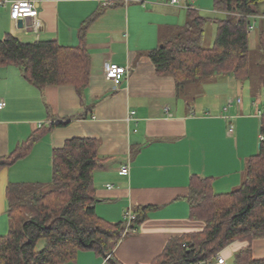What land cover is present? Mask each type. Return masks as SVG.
<instances>
[{"label":"crops","instance_id":"1","mask_svg":"<svg viewBox=\"0 0 264 264\" xmlns=\"http://www.w3.org/2000/svg\"><path fill=\"white\" fill-rule=\"evenodd\" d=\"M5 1L8 5L0 6V40L11 34L26 43L82 45L90 55L91 69L89 85L79 96L72 86L40 89L19 68L0 67V100L5 103L0 111V158L11 155L42 125L71 120L44 136L25 159L0 171V236L9 229L7 186L34 183L48 188L53 151L72 138L98 141L103 161L94 174L99 217L119 224L129 210L154 207L114 250L121 264H151L170 239L201 232L204 224L190 219L186 201L190 179H213L216 194L230 193L242 184L246 163L259 151L264 97L252 94L250 83L215 76L206 87L214 95H225L221 106L207 103L196 109L195 103L191 107L178 98L174 78L158 74L149 53L172 30L187 24L184 6H171L165 0H40L42 26L36 31L29 28L30 19L19 29L11 19L9 3L14 0ZM108 1L121 4L103 8ZM194 3L185 4L194 8ZM88 21L81 43L79 31ZM208 26L217 30L214 23ZM262 31L260 18L250 36H257V44ZM107 63L126 67L129 73L118 82L109 80ZM230 100L233 105L226 109ZM132 112L136 114L130 119ZM86 113V118H78ZM123 167L129 168L128 174H121ZM247 248L255 259H264V238L235 242L220 256L225 264H236L237 255ZM66 264L110 263L93 252H80Z\"/></svg>","mask_w":264,"mask_h":264},{"label":"trees","instance_id":"2","mask_svg":"<svg viewBox=\"0 0 264 264\" xmlns=\"http://www.w3.org/2000/svg\"><path fill=\"white\" fill-rule=\"evenodd\" d=\"M120 4L115 1L102 7ZM214 11L217 17L208 18L190 6L187 24L172 30L149 53L157 73L172 76L178 98L186 102L184 91L200 82L221 75L245 82L252 75L248 28L252 17L264 16V0H214ZM90 22L80 28L81 43ZM210 23L216 25L217 34L213 46L206 48ZM259 46L264 55V31L259 35ZM261 63L264 66V58ZM10 66L19 68L25 79L40 89L72 86L82 96L90 81L91 59L82 45L26 43L7 34L0 40V67ZM89 111L92 114V108ZM70 122L64 119L42 125L11 155L0 158V171L25 159L44 136ZM260 133L263 140L259 151L246 163L244 180L237 189L216 194L213 179L191 177L186 197L190 219L202 222L204 229L170 239L151 264H213L231 244L264 238V112ZM102 165L96 139L72 138L53 151L52 183L48 188L10 183L6 188L9 231L0 236V264H66L75 261L80 252H93L110 264H121L113 252L123 239V223L107 222L95 209L94 174ZM153 209L139 208L136 226ZM235 262L264 264V259H255L247 248L240 251Z\"/></svg>","mask_w":264,"mask_h":264},{"label":"built area","instance_id":"3","mask_svg":"<svg viewBox=\"0 0 264 264\" xmlns=\"http://www.w3.org/2000/svg\"><path fill=\"white\" fill-rule=\"evenodd\" d=\"M129 1V0H127ZM132 1H141V0H132ZM40 0H14L11 3H9L10 7V13H11V19L17 24L19 20H27L30 19L32 21V25L29 26V28H33L36 31H39L42 24L39 20V11H38V5ZM165 2L171 6H184L186 9L190 8L189 5L185 4L187 0H165ZM111 2H105L103 6L110 5ZM1 6H7L8 2L5 1L3 3H0ZM261 18L264 19V16H254L251 19L249 28H248V35L251 36L257 25V21ZM105 70V76L109 80L113 81H120L122 80L128 73L129 69L126 67H121L118 64L115 63H107L104 67ZM233 100H230L228 102L227 108L232 107ZM238 102H241V99H238ZM5 108V103L0 100V111H2ZM135 112H132L130 115V119L133 118L135 115ZM233 132V129H230V133ZM263 140V136H260V141ZM129 173L128 167H123L121 170L122 175H126ZM112 187V186H111ZM136 220H137V214L133 210H129L125 216H124V222H123V230L120 233V236L122 238L126 237L127 235L134 233L136 231ZM217 262L219 264H225V259L221 256L217 257Z\"/></svg>","mask_w":264,"mask_h":264},{"label":"rangeland","instance_id":"4","mask_svg":"<svg viewBox=\"0 0 264 264\" xmlns=\"http://www.w3.org/2000/svg\"><path fill=\"white\" fill-rule=\"evenodd\" d=\"M198 1L199 3H197V1L195 0V3L193 4V6L196 10L199 11L200 15L204 17H208V18H214L217 16V14L214 11V0H198ZM3 2H5V0H0V3H3ZM256 21L258 22V18L256 19ZM216 34L217 33H216L215 28H210L208 26L207 31H206L205 43H204V46L206 48L212 47L214 40L216 38ZM256 38L257 36L254 35L253 38L250 40V47L253 50L252 56H251V63H250V71L252 74L251 78L250 80H247L245 82H240V83H250L252 94L261 95V97L263 98L264 97V88H263L264 86H261V85L264 84V80H263L264 66L261 62L263 61L264 55L260 51V46L259 44H257ZM207 81L200 82L201 84L199 86L192 87L189 90L184 91L183 96L187 97V103L191 107L193 103H195L194 106H196V109L198 107H199L198 109H201V106L207 103H212L214 106L217 107V106H221V103H223V100H225L224 99L225 95H223L221 92L220 94L217 93V95H214L213 93H211L210 91L211 88L209 89L208 86L206 87ZM262 102H264V99L262 100ZM214 263L215 262H213V264ZM227 264H232V261H227Z\"/></svg>","mask_w":264,"mask_h":264},{"label":"water","instance_id":"5","mask_svg":"<svg viewBox=\"0 0 264 264\" xmlns=\"http://www.w3.org/2000/svg\"><path fill=\"white\" fill-rule=\"evenodd\" d=\"M17 27L19 28V29H21V28H23L24 27V20H19L18 22H17Z\"/></svg>","mask_w":264,"mask_h":264}]
</instances>
